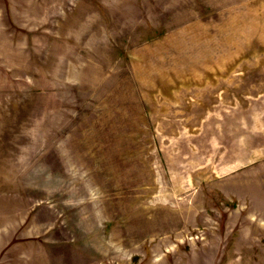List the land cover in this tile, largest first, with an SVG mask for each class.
<instances>
[{
    "label": "rangeland",
    "instance_id": "rangeland-1",
    "mask_svg": "<svg viewBox=\"0 0 264 264\" xmlns=\"http://www.w3.org/2000/svg\"><path fill=\"white\" fill-rule=\"evenodd\" d=\"M0 264H264V0H0Z\"/></svg>",
    "mask_w": 264,
    "mask_h": 264
}]
</instances>
